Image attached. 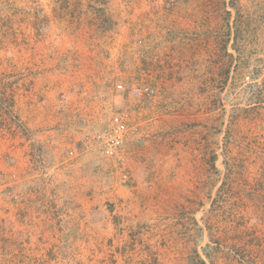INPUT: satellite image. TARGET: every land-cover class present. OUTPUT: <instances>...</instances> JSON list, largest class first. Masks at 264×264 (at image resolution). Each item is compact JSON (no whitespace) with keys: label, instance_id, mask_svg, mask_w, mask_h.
<instances>
[{"label":"rangeland","instance_id":"obj_1","mask_svg":"<svg viewBox=\"0 0 264 264\" xmlns=\"http://www.w3.org/2000/svg\"><path fill=\"white\" fill-rule=\"evenodd\" d=\"M103 262L264 264V0H0V264Z\"/></svg>","mask_w":264,"mask_h":264},{"label":"built area","instance_id":"obj_2","mask_svg":"<svg viewBox=\"0 0 264 264\" xmlns=\"http://www.w3.org/2000/svg\"><path fill=\"white\" fill-rule=\"evenodd\" d=\"M116 86L122 88L121 84H117ZM155 93L156 89L151 85H141L132 89V95L140 102H146ZM125 117L126 113H122L118 118V122L113 127L97 134L96 137L103 144L105 154H116L117 148L122 144L127 129Z\"/></svg>","mask_w":264,"mask_h":264},{"label":"crops","instance_id":"obj_3","mask_svg":"<svg viewBox=\"0 0 264 264\" xmlns=\"http://www.w3.org/2000/svg\"><path fill=\"white\" fill-rule=\"evenodd\" d=\"M129 66L134 69V73H135L136 76H137V74H139V73L136 72V70H138L140 72V71H142L141 68L145 69V65L144 64H141L139 66H137L136 64H131ZM158 71H159V68L155 67V73H158ZM46 133H49V132L46 131ZM61 163L63 164V169L61 170V173H62L61 175H63V178L65 176H67L69 178L75 177V175L77 173V168L81 165V162L79 161V158L76 156L75 153H73V155H71L69 157H63L62 160H61ZM23 165H25L24 162H22V163L18 162L17 165H16V166H18L17 168H18V170H20V172H24L28 168V166H23ZM91 196H92V194H91ZM88 198H90V196H87L86 200H88ZM92 203H93V205H95L93 200H92ZM106 211L108 212V210H106ZM91 212H92V215L96 218V220H94L92 222H94V224L97 226V228H96L97 230H96L95 233L92 232V231L87 230L89 232L87 234L89 242H91L93 237L96 238V241H97V239H98V241L100 239L103 240L104 236L106 237V239H108L111 236V234L109 233L110 227H108V226L107 227H103L102 226L103 225V221H101V220H104V219H102V217H99L100 212L98 210L94 209V207H93ZM103 264H106V262H103Z\"/></svg>","mask_w":264,"mask_h":264}]
</instances>
